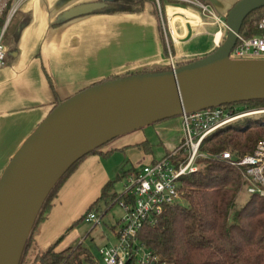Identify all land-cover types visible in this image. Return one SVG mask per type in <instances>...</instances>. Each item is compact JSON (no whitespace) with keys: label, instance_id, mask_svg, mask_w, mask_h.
<instances>
[{"label":"crops","instance_id":"crops-1","mask_svg":"<svg viewBox=\"0 0 264 264\" xmlns=\"http://www.w3.org/2000/svg\"><path fill=\"white\" fill-rule=\"evenodd\" d=\"M201 1L222 21L238 0ZM93 2L97 0L19 3L14 25L25 18L28 21L19 32L16 50L9 52L8 60L0 68V175L57 102L143 66L167 65L169 55L177 63L200 59L214 51L224 36L225 27L215 19L201 15L195 7L167 1L164 7L160 4L163 25L152 5L137 14L93 12L67 17L72 8ZM3 5L5 1L0 0V6ZM106 7L107 4L101 11ZM177 125V120H165L156 126L159 144L165 149L159 158L154 156L144 128L85 156L38 223L27 264L50 247L56 251L69 248L57 250L67 233L83 222L80 219L92 204L104 206L98 200L105 184L115 181L120 173L137 172L136 166L152 164L173 152L183 140V129L180 133ZM145 146L149 151H145ZM129 174L114 183L113 191L117 195L126 192L118 193L115 186ZM106 210L105 207L102 212Z\"/></svg>","mask_w":264,"mask_h":264},{"label":"water","instance_id":"water-1","mask_svg":"<svg viewBox=\"0 0 264 264\" xmlns=\"http://www.w3.org/2000/svg\"><path fill=\"white\" fill-rule=\"evenodd\" d=\"M106 0L67 17L100 11ZM264 0H238L210 54L174 70L94 84L53 108L0 175V264H19L40 209L67 170L93 150L144 127L223 105L264 100V60L232 61L243 20Z\"/></svg>","mask_w":264,"mask_h":264},{"label":"trees","instance_id":"trees-1","mask_svg":"<svg viewBox=\"0 0 264 264\" xmlns=\"http://www.w3.org/2000/svg\"><path fill=\"white\" fill-rule=\"evenodd\" d=\"M4 1L5 7L0 13V28L14 2V0ZM106 4L105 9L97 12L137 14L145 11L147 5H152L155 13L158 14V9L152 0H107ZM16 15L17 12L9 21L3 36L6 50L4 64L8 60L9 52L16 50L19 32L28 21L25 18L24 22L22 19L14 25ZM263 18L264 7L251 12L243 20L239 36L249 39L262 35L258 24ZM157 19L160 21L158 15ZM224 32L226 33V28ZM195 60L197 59L177 65L182 66ZM170 70L168 65H147L101 82L128 75ZM61 102H57L53 108ZM220 108L227 110L231 116H236L263 110L264 100L223 105ZM260 142H264V113L238 118L209 134L200 145V152L206 157L198 159L196 172L182 177L178 183V192L183 204L178 202L168 206L153 226H144L140 231L139 239L145 247L165 264H264V194L258 193V189H264L263 185L260 182L253 184L244 181L242 172L245 168H236L226 160L217 158L223 152L231 153L235 159L253 155ZM104 146L89 154L97 153ZM144 149L149 151L148 146ZM170 153H166L164 157ZM84 158L85 156L73 164L47 195L28 236L19 264H27L28 252L38 223L62 185ZM126 173L129 174L130 171L120 173L115 181L108 182L101 189L98 201H102L106 208L116 203L122 204L127 209L132 208L133 199L128 192L117 195L113 191L114 183ZM247 186L252 187L254 193H247ZM242 191L246 193L247 198L239 205L237 198ZM97 208V202L92 204L80 221H83L84 216L89 212L97 213ZM84 263L97 264L89 250L79 244L62 251L50 247L28 264Z\"/></svg>","mask_w":264,"mask_h":264},{"label":"built area","instance_id":"built-area-1","mask_svg":"<svg viewBox=\"0 0 264 264\" xmlns=\"http://www.w3.org/2000/svg\"><path fill=\"white\" fill-rule=\"evenodd\" d=\"M21 1L15 0L8 11L3 26L0 28V68L4 66L6 54L3 36ZM152 1H154L158 9L162 25L164 23L162 16H160V2L167 1L195 7L201 15L209 16L225 27L224 23L216 18L215 14L208 8V5L201 0ZM3 9L4 5L0 6V13ZM258 29L262 31V35L257 37L245 39L238 35L237 41L229 53L230 60H264V18L259 22ZM170 33L172 34L171 31ZM166 48L167 52H169L168 44ZM166 64L170 66L171 70L178 67L176 60L171 55L168 56ZM254 113L255 111H250L231 116L227 110L217 107L183 114L181 116L183 140L178 147L168 156L152 164L141 166L131 179L130 186L126 192L132 196L133 206L131 209L125 207L124 218L120 220L114 233L115 244L98 250V256L101 259L100 264H165L140 241V231L144 226H153L168 206L181 201L178 183L182 177L196 172L198 159L206 157L200 152V145L204 139L226 124ZM217 158L226 160L236 168H245V171L242 172L243 180L249 182L257 180L264 188V179L262 178L264 170V142H260L257 145L253 155L235 159L232 154L223 152ZM263 190L258 189V193L264 194ZM254 191L252 187L248 189L249 193H254ZM83 221L85 223L99 224L100 218L96 213L89 212L84 216Z\"/></svg>","mask_w":264,"mask_h":264},{"label":"rangeland","instance_id":"rangeland-1","mask_svg":"<svg viewBox=\"0 0 264 264\" xmlns=\"http://www.w3.org/2000/svg\"><path fill=\"white\" fill-rule=\"evenodd\" d=\"M163 3L164 1H162L161 3L162 6L164 5ZM221 22H223V20ZM217 24L222 27V24L220 22H217ZM225 35L226 33L224 32V36L222 40L224 39ZM133 38H134V35L131 34V41L133 40ZM200 43H202V41H200ZM261 113H264V109L255 111L254 114L260 115ZM173 120H175V122L176 120L178 121V125H177L178 131L182 133L181 116H178V117L166 120V121L170 122ZM157 125L158 123L144 127V131L147 134V138L149 142L153 145L154 156L156 158H159L164 154L165 149L163 146L159 144L160 137L156 131ZM135 170L139 171V167L136 166ZM115 176L116 175H114L112 179H114ZM133 176H134V173H132L131 175H128L126 178H123L120 182H118L115 186L116 191L118 193H121L122 191H126L130 186V181L133 178ZM262 178H263V172H262ZM246 182H249V181H246ZM253 184H257V180L254 181ZM249 188L250 187L247 186L246 188L247 193H249L248 192ZM246 198H247L246 193L242 191L237 198V203L239 205L242 204L246 200ZM180 204H183V202L180 201ZM104 209L105 207L102 204L97 208L98 214L97 213L96 214L100 218L99 224L85 223L84 221L79 222L74 228H72L67 233L65 238L61 241L62 244L57 246V250L64 249L66 247H76L77 245L81 244L82 246H84L85 248L89 250V252L94 257L95 262L97 264H100L101 259L98 256V250L103 247H107L112 244H115L116 239H115L114 231L117 230L120 220L123 219L125 215V207L122 206V204L116 203L115 205L108 207L104 216L101 217V214L103 213L102 211ZM84 264H88V263H84Z\"/></svg>","mask_w":264,"mask_h":264}]
</instances>
